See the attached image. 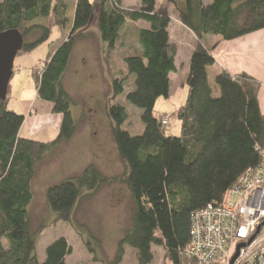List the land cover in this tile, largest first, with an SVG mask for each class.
Segmentation results:
<instances>
[{"label": "trees", "instance_id": "trees-1", "mask_svg": "<svg viewBox=\"0 0 264 264\" xmlns=\"http://www.w3.org/2000/svg\"><path fill=\"white\" fill-rule=\"evenodd\" d=\"M165 1L197 39L186 78L187 96L177 111L181 133L170 137L165 136L154 108L159 98L170 95L177 50L170 41L171 15L160 9L157 0H140L135 9H124V0L0 2V33L18 30L23 35L19 53L47 41L51 21L65 31L44 60L41 77L33 73L39 99L51 103L53 112L62 116L58 136L51 142L20 136L25 116L8 111L7 99H0V264H67L73 252L68 240L60 237L46 248L45 260H39L37 246L46 226L33 230L29 207L39 164L76 134L74 100L64 80L77 34L91 24L96 11L106 45L103 55L109 62L114 51L123 47L127 26L148 25L137 30L138 47L132 46L125 56L126 77L113 80V101L107 106L112 137L126 167L123 180L133 201L131 227L108 264H122L126 247L136 250L139 264L154 263L153 247L163 248L172 264H197L184 255L192 215L209 204H220L238 178L261 162V82L245 72L232 74L217 68L213 52L221 43L264 30V0ZM34 34L37 37L28 40ZM208 37L216 41L206 44ZM132 75L133 87L129 85L125 98L142 110L144 129L138 135L123 129L128 113L117 99ZM110 182L91 164L81 174L50 186L47 202L55 214L53 223H67L79 232L73 215L80 201ZM89 241L86 245L93 253Z\"/></svg>", "mask_w": 264, "mask_h": 264}, {"label": "rangeland", "instance_id": "rangeland-1", "mask_svg": "<svg viewBox=\"0 0 264 264\" xmlns=\"http://www.w3.org/2000/svg\"><path fill=\"white\" fill-rule=\"evenodd\" d=\"M4 0H0L2 2ZM158 6L163 8L165 0H157ZM168 12V11H167ZM170 15L177 16L174 8H170L168 12ZM176 14V15H175ZM178 17V16H177ZM99 13L96 11L93 15L92 22L98 24ZM43 22V21H42ZM44 23V22H43ZM51 25V36L44 43L40 44L33 50L27 52H21L17 55L15 60V68L17 72H14L8 90L7 98V110L15 112L19 115L30 114L29 108H27L26 100L34 99L37 93V84L35 75L38 73V69L44 66V60L53 50V44L62 37L63 30L55 25ZM179 25L174 22V25ZM141 27L144 26L140 24ZM140 25L134 24L127 26L126 39L122 49V53L125 56L131 53L132 46L138 47L137 30L140 29ZM130 27V28H129ZM82 31V30H81ZM37 35L29 37L28 40L36 38ZM196 43L193 35L185 28L181 26V30L172 26V45L176 48V65L177 75L173 78V87H179L177 93L175 91L168 98H159L155 104L154 115L157 118L167 116L170 120L169 124L164 127L165 136H179L181 133V123L177 117V111L181 106L182 87L179 82L185 76V69L190 65L191 59V45ZM208 44V40L205 41ZM214 43V41H213ZM249 44L253 47L258 46L256 40H252ZM98 51L94 50V54ZM74 54L72 63L70 64V70H68L65 80L67 82V92L72 96L74 105L72 108L73 117L80 127H89L90 142L92 151L94 154V161L92 165L96 166L101 172L107 175L112 182L99 188L98 191L93 193H86V195L80 201L77 209L74 212L75 223L78 227L77 232L71 225L59 222L54 224L55 214L51 210L47 202V190L50 180L57 178L56 175H48L46 168L39 166L35 182L33 184L34 200L29 207L30 214L32 216L33 230H38L42 226H46L37 246V253L39 256L44 254L46 246L60 237H65L71 245L73 252L68 257V264H108L111 262L117 252L118 242L125 235L126 231L132 224L133 213V201L127 184L124 182L123 177L126 172V167L122 160L118 156L116 144L112 137L111 122L107 114V106L109 102L113 101L112 84L115 78L126 77V66L124 67L120 61L114 63L115 67L111 68V77L113 78L110 85V91L102 92L98 90L97 86H94L91 77H87L83 80V83L79 86L76 83L77 67L79 65V58ZM123 56V54H122ZM91 60H96V55H89ZM111 59H114L112 57ZM104 82L108 84V80L105 76H102ZM187 78V77H186ZM64 80V85H65ZM134 83V76H129L126 82V91L117 99L121 104H124L128 113L127 123L123 125V129L129 131L132 135H138L143 132L144 124L142 123L140 116L142 110L130 105L126 98V92L130 90ZM83 91L85 97L83 96ZM104 91V88H103ZM104 93V94H103ZM11 99V100H10ZM25 99V100H23ZM25 112V114L22 113ZM33 112V111H32ZM35 112V111H34ZM33 112V114H35ZM44 135H36V140H48ZM48 138V136H47ZM46 142V141H45ZM62 159H66L67 155L62 151ZM70 160V159H68ZM64 165V164H63ZM70 166V165H69ZM69 166H63L61 174H66ZM84 171V170H83ZM51 174V173H50ZM90 234L92 237L90 238ZM85 239H84V237ZM90 239L89 243L91 248L95 252H90L86 245V240ZM126 253L123 258L122 264H139L137 258V252L135 249L126 247ZM155 255L153 264H172L167 258V254L163 248L153 247ZM43 258H41L42 260Z\"/></svg>", "mask_w": 264, "mask_h": 264}, {"label": "crops", "instance_id": "crops-1", "mask_svg": "<svg viewBox=\"0 0 264 264\" xmlns=\"http://www.w3.org/2000/svg\"><path fill=\"white\" fill-rule=\"evenodd\" d=\"M204 1L210 2V0H204ZM140 6H141L140 0H124L123 3L124 9H135V8H139ZM171 7L174 8L173 5H170L168 3H164L163 5L164 10L168 12L170 11ZM160 9H162V6L160 7ZM171 20L172 21L169 28L171 44H172V26L180 30L182 26L193 35V33L180 22L177 16L171 14ZM174 22H177V24L179 25L176 24L174 25ZM133 24L136 26L143 24L144 26L142 27L140 25V29L148 27V25L145 22H138ZM77 36L79 38L74 47L73 55L70 62L71 64L74 58V54L77 53L76 56L80 60L76 70L77 71L76 75L78 78L76 79L77 81L76 83H78L80 86L85 78L91 77L93 80V84H95L94 86H97L98 90L100 91L102 90V92L110 91L111 87L109 83H111L113 79L111 77V73H112L111 68L115 67L114 63L117 62L118 64V61H120V56H121L122 66L124 67L125 53L124 52L122 53V49L124 48H120V49L118 48L116 51H114L112 55L114 59H111L110 62L107 61L103 55L106 45L102 40L101 33L98 29V24L96 25V22L91 23L87 28L80 31L77 34ZM193 37L195 38V41H197L194 35ZM62 38H63V34L60 39ZM253 39L258 42L257 47H253L249 44V42L252 41ZM207 40L209 45H211L213 41L214 42L216 41V39L213 37H208ZM55 45L56 43L53 44V47ZM190 47H191V55H192L196 47V43H193V45H191ZM94 50H97L98 53L94 54ZM89 55H96V60L94 61L91 60ZM213 56L217 61V68L225 69L232 74L245 72L255 77L258 81L261 82L262 87L260 90L259 99H260L261 108L264 111V30L241 37L233 41L221 43L214 50ZM14 72H17V68H15V66H14ZM188 73H189V67L188 68L186 67L185 76L179 82V85L180 87H182V92H183L181 96L182 99L181 105L184 103L187 96L186 77ZM176 75H177V71L176 73L170 74L171 87H170L169 97L173 94L174 91L175 93H177V91L179 90V87L177 88L173 87V82H174L173 78ZM102 76H105L106 79L108 80V84H105L106 87H104V85L102 84L104 82ZM67 86L68 85L65 80V87ZM66 89L69 90V88ZM85 93L83 91L84 97H85ZM25 105L27 106V108H29L30 114L24 115L25 122L21 129L20 136L24 138L36 140L35 139L36 135L47 134L48 138L46 135L44 137L45 139L48 140H43V141L36 140V141L39 142L53 141L58 136V133L60 131L62 124V116L60 114L54 113L53 105L48 102H43L41 99H39L38 95H36L34 99H27ZM32 111L33 112L35 111L34 112L35 114H33ZM22 113L25 114L24 111H22ZM88 127L82 128L80 127V125H77V131L74 137L70 141L65 142L59 147H57L54 150L53 155L49 159L39 164V166L46 168L47 172L49 171L48 175L57 174V178H52L48 185L52 186L54 184L61 182L66 178L79 175L83 172V170L87 166L93 163L94 154L92 151V147L90 145L91 144L90 133L88 132L90 128ZM62 151H64L65 154L67 155V158L65 160L62 159L63 157ZM65 165L66 166L70 165V166L67 169L68 171L65 172L66 174L62 175L61 169L65 168L63 167ZM39 166L38 169L40 168ZM55 240L56 239L51 241L46 246V248ZM45 254H46V249L44 250V254L42 256L38 255V258L41 262L45 260L46 257ZM68 257L66 260L67 264H68ZM41 258L43 259L41 260Z\"/></svg>", "mask_w": 264, "mask_h": 264}, {"label": "built area", "instance_id": "built-area-1", "mask_svg": "<svg viewBox=\"0 0 264 264\" xmlns=\"http://www.w3.org/2000/svg\"><path fill=\"white\" fill-rule=\"evenodd\" d=\"M169 120L162 117V124ZM260 155L259 165L247 169L220 204L192 215L186 257L197 264H264V149Z\"/></svg>", "mask_w": 264, "mask_h": 264}, {"label": "water", "instance_id": "water-1", "mask_svg": "<svg viewBox=\"0 0 264 264\" xmlns=\"http://www.w3.org/2000/svg\"><path fill=\"white\" fill-rule=\"evenodd\" d=\"M24 46L23 35L18 30L0 33V99L6 100L9 83L14 74V62Z\"/></svg>", "mask_w": 264, "mask_h": 264}]
</instances>
